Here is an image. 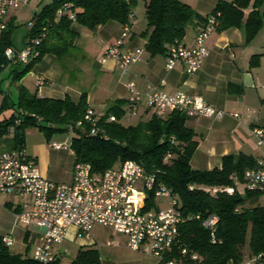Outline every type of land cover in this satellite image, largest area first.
<instances>
[{
    "label": "trees",
    "instance_id": "16d2710c",
    "mask_svg": "<svg viewBox=\"0 0 264 264\" xmlns=\"http://www.w3.org/2000/svg\"><path fill=\"white\" fill-rule=\"evenodd\" d=\"M137 0H52L34 14V26L27 35L40 37L37 47L39 55L16 76L21 77L44 55L53 54L57 58L65 56L77 34L72 30L77 23L90 30L116 21L121 25L129 22L132 7ZM261 0L218 1L210 14L218 21L217 30L229 27H245L248 37L260 28L262 19L256 8ZM64 4L68 6L62 14L57 10ZM251 9L246 15L244 10ZM69 12L75 19L69 18ZM209 14V15H210ZM194 9L181 0H146L144 35L147 36L145 49L151 54H167L174 44H183L185 32L190 23L203 20ZM10 31H3L0 38V65L7 60L4 50L10 46ZM124 101L118 100L110 105L99 120L97 135L82 133L76 129L71 148L75 162L89 163L92 172L103 173L124 160H135L149 171L158 173V180L170 189L178 201L182 214H200L206 218L211 214L218 216L214 241L211 233L201 225V221L188 219L178 227V234L172 249L166 253L165 261L174 260L177 264H242L245 256L257 258L264 263V205L257 199L264 189L235 191L228 194L218 190L215 194L206 188L236 187L244 183V172L255 167L256 161L245 154H228L222 157L221 166L211 170L194 169L190 158L197 142L194 132L185 126L187 116L179 111H171L162 117L152 113L147 121L134 125H124L121 118L128 110L122 109ZM10 118L0 120L1 152L22 148L25 127H34L46 137L51 132H66L67 125L82 119L87 109L86 93L78 101L70 97L62 99L27 95L23 88L12 104ZM114 116L115 120H108ZM18 120V122H16ZM88 125L85 129H88ZM13 129L8 135L9 130ZM174 138V142H171ZM0 152V153H1ZM168 161L165 162V157ZM74 162V163H75ZM193 185L192 190L189 186ZM154 195L146 198V208L154 207ZM184 250V252H182ZM196 255V258L192 256ZM62 260V259H60ZM53 264H59V261ZM0 264H36L32 259L21 258L8 251L0 237ZM68 264H101L95 247H80L77 255ZM158 264H164L159 262Z\"/></svg>",
    "mask_w": 264,
    "mask_h": 264
},
{
    "label": "crops",
    "instance_id": "0c3cea01",
    "mask_svg": "<svg viewBox=\"0 0 264 264\" xmlns=\"http://www.w3.org/2000/svg\"><path fill=\"white\" fill-rule=\"evenodd\" d=\"M31 1L29 0L27 4ZM42 1L44 0H35L36 4L32 6V18L47 4H43L37 9L43 3ZM181 1L188 4L199 16L205 17L211 13L218 1L231 2L232 0ZM145 2L146 0L144 8ZM16 10H8L3 19L7 24L6 31H10L9 28L14 23ZM256 10L262 19L257 32L248 37L244 26L216 29L207 40L208 57L193 74H188L184 64L180 62L175 64L172 69L167 70L165 68L167 54L151 55L145 49L147 39V36L144 35L145 21L135 30L136 24H132L133 16L129 18L130 30L123 37L121 49L142 48L143 53L140 60L126 70H123L112 59L101 62V56L105 49L122 38L123 30L120 23L109 21L95 30L73 23L71 28L77 37L65 56L57 58L53 54H47L39 60L44 63L48 62V66L37 67L36 71L40 75L39 77L43 78V82L41 85L38 84L33 94L38 97L57 99L68 96L76 102L82 93H86L87 106L102 116L107 108L118 100L125 102L122 109L127 108L130 96L127 83L133 82L135 90L144 93L149 86H158L163 81V91L170 94L184 92L193 97H201L208 104L224 112V115L219 119L195 116L188 117L185 121V126L194 132V140L197 142L196 149L190 158L192 168L199 170L219 168L222 157L228 154L236 156L242 153L251 156L256 161L261 150L256 145L252 128H264V0H261ZM250 11L251 9L244 10L246 15ZM132 15H134L133 11ZM203 23L204 21L199 19L190 23L183 38L184 45L192 46L198 27ZM28 32L25 33L23 42ZM2 33L0 32V38ZM11 33L12 31L9 35L11 45L8 47L12 46ZM92 56H95L94 62L90 60ZM60 62L62 64L69 62L74 66L78 64L79 67H76L78 70L87 66L86 71L92 73L94 70L95 75L92 77L90 75L85 82L68 86L65 79L62 78L64 67L59 73ZM39 80L40 78H38ZM22 88L26 89L24 86ZM152 113L150 109L140 107L137 113L130 117L136 118V123H138L147 121ZM233 114H237V117ZM2 149L0 152L3 151ZM48 155L47 151V157ZM35 158L38 159L36 161L41 175L46 179L57 183L72 181V171L63 176L62 180H55L57 176L50 171L48 163L46 170L42 151L37 153ZM262 198H264V194L257 199V203L260 205H264ZM158 199L161 202L166 200L167 206L169 205V198L159 197ZM25 200L28 201L29 197L26 196ZM22 208L23 204L19 195L13 193L0 196V232L2 231L0 237L8 235L12 239V244L6 246L9 252L19 255L21 258L32 259V251L38 242L41 229L33 224L23 226L19 223L16 214ZM76 235L77 231L70 229L64 246L67 247V242L79 243L81 247L92 246L97 250H103L104 253L107 252L111 257L118 259L121 257L120 263L115 262L114 264L159 263L153 255L131 250L127 245L126 237L116 233L110 227L95 225L91 231L89 242L80 241ZM110 241L114 243L109 244Z\"/></svg>",
    "mask_w": 264,
    "mask_h": 264
},
{
    "label": "built area",
    "instance_id": "2783aa9c",
    "mask_svg": "<svg viewBox=\"0 0 264 264\" xmlns=\"http://www.w3.org/2000/svg\"><path fill=\"white\" fill-rule=\"evenodd\" d=\"M28 2L29 0H0V32L7 29L3 19L8 10L18 9ZM67 6L64 4L59 8L57 14H62ZM69 18L74 20V13L69 12ZM33 26L34 21L30 20L27 23L28 30L31 31ZM217 27L216 17L208 15L198 27L192 46L181 43L170 46L165 68L170 70L180 62L184 64L188 74L195 73L209 55L207 40ZM122 30V38L105 49L101 62L112 59L126 70L140 60L143 49L122 50L123 37L130 30L129 23L122 25ZM45 34L42 31L39 35L44 37ZM40 37L29 34L21 49L7 47L4 50L5 59L21 67L27 66L39 55L37 47ZM163 84L162 81L160 85L149 86L144 93H139L133 82L127 83L130 96L126 114L133 116L140 107H145L158 117L171 111H179L187 117L219 119L224 115L223 111L201 97H193L184 92L170 94L163 91ZM233 116L237 117V114ZM101 117L94 109L87 107L82 119L67 125L66 142H51L50 146L54 149L71 148L76 129L82 133L97 135ZM108 120L114 121L115 118L109 116ZM86 125L89 126L88 129H85ZM12 131L11 128L8 135ZM252 135L261 154L256 159L255 167L245 170L244 183H236V187L206 188L207 192L215 194L218 190H223L233 194L237 191L243 195L247 190L264 189V128H252ZM171 142H174V138H171ZM164 161H168V156ZM157 172L149 171L137 161L129 159L100 174L93 173L89 163L75 162L72 181L57 183L41 175L36 159L27 155L22 147L0 153V196L13 193L19 195L23 208L17 212V220L23 226L33 224L41 229L32 251V260L36 264H53L69 254L64 242L70 229L77 231V239L89 242L95 225L110 227L125 236L128 247L133 251L153 255L158 262L164 264H177L174 260L164 259L175 243L179 225L188 219L201 221L214 241L219 218L215 214L206 218H202L200 214L185 217L178 209V201L172 196L170 189L158 180ZM193 188V185L189 186L190 190ZM150 193L157 198H169V205L165 208H146V198ZM26 196L29 197L28 201L25 200ZM1 241L5 246L12 244L8 235L2 236ZM192 258L195 259L196 255ZM245 264L264 263L253 258Z\"/></svg>",
    "mask_w": 264,
    "mask_h": 264
},
{
    "label": "rangeland",
    "instance_id": "374dc122",
    "mask_svg": "<svg viewBox=\"0 0 264 264\" xmlns=\"http://www.w3.org/2000/svg\"><path fill=\"white\" fill-rule=\"evenodd\" d=\"M52 0H44L42 1L38 7L40 8L43 4L49 3ZM145 0H137L136 3L132 7V11L134 13L132 18V24H136L135 30L144 24L145 18V8H144ZM196 0H193V2ZM36 4L35 0H32L29 4L22 5L19 9L16 10V18L14 19V23L12 27H10L11 33V42L12 49L20 48L24 45L25 39L23 42V37L26 32H28L27 22L32 18L33 15V7ZM95 56L91 57V61L94 62ZM85 63V62H84ZM59 73L62 72L61 68L64 67V73L62 78L65 79L66 84L68 86L78 84V82H85L88 77L91 75L94 76L95 72H87V66L81 70H78L76 67L79 65L66 62L62 64L60 62ZM72 65V66H71ZM86 65V64H85ZM47 67L48 62H40L37 61L33 64V66L21 77L16 76L18 71L22 70L20 65L13 64L12 62L6 61L5 63L0 65V120L6 118H10L13 112L12 104L18 100L20 89L24 86L25 92L27 95L33 94L35 92L38 84H42L43 78L39 77L40 75L37 73V67ZM83 67V66H82ZM76 68V69H75ZM96 71V70H95ZM38 74V75H37ZM90 77V78H91ZM40 78V81H38ZM82 79V80H81ZM70 84V85H69ZM121 121L124 125L134 124L137 122L136 118H131L128 114L124 115V119L121 118ZM23 150L25 153L31 157L35 158V155L42 151L44 154V163L47 170L48 168L52 171L57 178L55 180L60 181L62 177L72 171L74 162H75V154L72 148L61 150H54L50 147L51 142H59L65 143L68 139V134L66 132H51L49 137H46L42 131H39L34 127H25L23 131ZM47 151L49 153L47 157ZM48 158V161H47ZM37 159V158H35ZM38 160V159H37ZM154 206L165 207L167 206L166 200L160 201L157 197H153ZM262 202H264V198H262ZM2 232V231H1ZM0 232V234H1ZM66 246L69 249V254L59 261V264H68L76 255L81 247L79 243H71L67 242ZM101 263L102 264H114L115 262L120 263L117 257H111L106 253L98 249ZM131 259V258H129ZM127 259V260H129ZM126 260V259H124ZM250 259L248 256H245L243 264L249 262Z\"/></svg>",
    "mask_w": 264,
    "mask_h": 264
}]
</instances>
